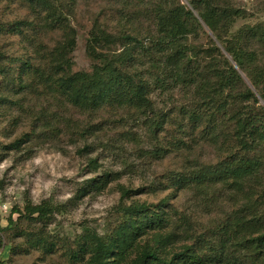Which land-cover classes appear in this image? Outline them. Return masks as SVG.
<instances>
[{
	"label": "rangeland",
	"instance_id": "obj_1",
	"mask_svg": "<svg viewBox=\"0 0 264 264\" xmlns=\"http://www.w3.org/2000/svg\"><path fill=\"white\" fill-rule=\"evenodd\" d=\"M227 2L245 12L234 29L264 28V0ZM143 4L0 0V225L6 228L0 234V264H89V235L110 236L127 219L123 207L134 202L168 203L163 209L170 222L162 237L169 240V255L187 246L197 248L199 238H220L219 230L233 209L225 190L209 183L203 189H180L170 181L174 174L190 175L218 160L215 146L200 140L198 130L184 124L189 135L180 134L181 122L174 126L179 109L194 104L193 90L179 87L170 94L151 95L158 112L177 117L156 141L138 110L73 107L55 84L62 76L54 66L58 47L73 39L71 71L91 72V32L145 30L152 22ZM70 22L73 32L67 31ZM211 39L206 28L181 40V48L200 60L201 69L211 55L217 56ZM114 49L116 55L125 51L121 45ZM255 51L254 67L264 71V45H256ZM175 137H184L188 148L165 157L154 153L156 146L164 147ZM105 175L108 185L96 191L94 180ZM122 188L141 191L122 199ZM26 207H41L45 214L29 215ZM153 237L148 233L140 240Z\"/></svg>",
	"mask_w": 264,
	"mask_h": 264
},
{
	"label": "trees",
	"instance_id": "obj_2",
	"mask_svg": "<svg viewBox=\"0 0 264 264\" xmlns=\"http://www.w3.org/2000/svg\"><path fill=\"white\" fill-rule=\"evenodd\" d=\"M136 1L144 3L151 25L119 35L93 30L87 44L91 72L71 71L68 55L74 41L68 40L54 54L55 73H62L55 84L73 107L138 110L156 141L177 117L158 112L151 95L158 91L170 94L179 87L193 90L194 104L179 109L174 126L181 122L180 134L189 132L186 126L198 130L200 140L215 146L218 160L190 175L174 174L170 181L180 189L219 184L233 209L216 242L199 238L197 248L187 246L169 255V240L162 237L170 222L163 209L168 203L134 202L123 207L127 219L110 236L89 235V264H264V71H257L253 64L256 45H264V28L245 25L234 29L245 12L227 0H181L174 5L172 0ZM70 25L67 31L73 32ZM206 28L212 33L211 48L217 56L211 55V62L201 69L200 60H193L181 48V40ZM116 45L125 51L116 55ZM141 51L147 54L141 56ZM144 64L145 71H139ZM185 144L184 137H175L167 146H156L154 153L165 157L188 148ZM108 183L105 175L95 179L93 187L100 191ZM140 191L122 188V199ZM25 210L29 215L45 214L41 207ZM9 224H14L13 218ZM5 229L0 225V234ZM148 233H154L152 240H140Z\"/></svg>",
	"mask_w": 264,
	"mask_h": 264
}]
</instances>
